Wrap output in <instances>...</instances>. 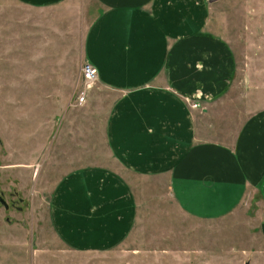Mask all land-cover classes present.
<instances>
[{
    "label": "rangeland",
    "instance_id": "rangeland-1",
    "mask_svg": "<svg viewBox=\"0 0 264 264\" xmlns=\"http://www.w3.org/2000/svg\"><path fill=\"white\" fill-rule=\"evenodd\" d=\"M205 3L201 62L187 56L202 86L186 99L200 136L231 144L264 112V0ZM97 12L92 1L38 9L0 0V264H264V195L255 190L233 212L200 219L181 211L164 176L129 177L136 219L114 247L74 249L56 235L57 182L77 167L112 165L104 115L85 112L94 86L83 104H70Z\"/></svg>",
    "mask_w": 264,
    "mask_h": 264
},
{
    "label": "crops",
    "instance_id": "crops-1",
    "mask_svg": "<svg viewBox=\"0 0 264 264\" xmlns=\"http://www.w3.org/2000/svg\"><path fill=\"white\" fill-rule=\"evenodd\" d=\"M15 1L46 9L74 0ZM81 1L98 8L83 40V59L98 70L85 112L104 115L112 165L77 167L57 182L49 216L61 241L84 251L123 242L137 213L130 176L166 177L181 211L200 219L233 212L255 190L263 196L264 112L229 144L200 136L186 99L202 86L187 56L201 62L205 0Z\"/></svg>",
    "mask_w": 264,
    "mask_h": 264
},
{
    "label": "built area",
    "instance_id": "built-area-1",
    "mask_svg": "<svg viewBox=\"0 0 264 264\" xmlns=\"http://www.w3.org/2000/svg\"><path fill=\"white\" fill-rule=\"evenodd\" d=\"M98 79V70L90 62L84 61L80 67V86L76 92L73 102L70 104L73 106L81 105L85 102L87 91L94 85Z\"/></svg>",
    "mask_w": 264,
    "mask_h": 264
},
{
    "label": "flooded vegetation",
    "instance_id": "flooded-vegetation-1",
    "mask_svg": "<svg viewBox=\"0 0 264 264\" xmlns=\"http://www.w3.org/2000/svg\"><path fill=\"white\" fill-rule=\"evenodd\" d=\"M0 202L4 205V207H7V204L5 203L2 197H0Z\"/></svg>",
    "mask_w": 264,
    "mask_h": 264
}]
</instances>
